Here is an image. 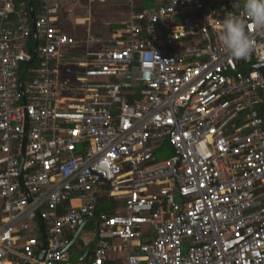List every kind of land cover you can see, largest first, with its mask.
Returning <instances> with one entry per match:
<instances>
[{"label":"built area","instance_id":"1","mask_svg":"<svg viewBox=\"0 0 264 264\" xmlns=\"http://www.w3.org/2000/svg\"><path fill=\"white\" fill-rule=\"evenodd\" d=\"M31 1L33 23L0 0V264H72L94 219L77 264H264V33L236 60L216 39L233 0H151L64 89L83 41Z\"/></svg>","mask_w":264,"mask_h":264},{"label":"crops","instance_id":"2","mask_svg":"<svg viewBox=\"0 0 264 264\" xmlns=\"http://www.w3.org/2000/svg\"><path fill=\"white\" fill-rule=\"evenodd\" d=\"M95 1L96 0H54L51 4L52 15L56 18L55 25L58 26L63 33L70 35L77 40L83 41L82 45H79L77 47H74V46L69 47V48L64 49L61 52V56L57 62L58 64H57V73H56L57 82L59 83L61 88L69 89L70 87L73 86V84L72 85L70 84V80H68L67 77L63 79V77L58 76V67H60L59 65H60V63H62V60L65 59L64 57L66 55H70V57H72V54L73 53L78 54L80 52V49H82V47L85 48V53H86V51L94 53V52L101 51L104 49L118 48L119 44L117 43V41H123L122 40L123 36H122L121 29H120V27H121L120 23L123 20V17L126 16V17H124V19H126V18H128V16L130 14L140 12V11L147 8L146 7L144 9H142V6H143L144 2H146V0H125L126 1L125 7L121 5V2H123L124 0H120V1L119 0H98L99 3L109 6L110 7L109 11H111V12H109L108 15L103 16V18L100 19L101 21L97 20L96 22H99L101 24L100 26H103V25L106 26V29H107L109 27V25L111 24V22L116 21V26L114 25L113 32H110V33L106 32L102 35L100 33H97V30H95V31L91 30L92 34L91 35L85 34L86 37H82L81 35H73L70 32L68 33V29H70L69 31H71L72 26L85 25L87 23V21H90L91 25L94 24L93 19L91 18V14H93V9H94L93 6H96L94 4ZM27 3H28L29 14H30V22L32 23L31 12H30V7H29V0H27ZM79 4L80 5H88L90 8V12L87 14L83 13L82 10L79 12V8H78ZM41 6H42L41 2H32V10H33V16L34 17L39 12V10L41 9ZM138 8H140V11L137 10ZM73 9L77 10L79 13L76 14L74 12L73 13L70 12ZM79 17L86 18L87 19L86 22L85 23H78L77 19ZM68 18H71V24L70 25H66V24L64 25L63 22L65 20L69 21ZM95 20H96V18H95ZM72 24H74V25H72ZM67 26L69 27L68 29H66ZM91 44H95L98 46L100 45V47L98 50L94 51V50H91V48H90L92 46ZM63 53H67V54L64 55ZM76 55H73V56H76ZM81 61H84V59ZM66 71L70 74L72 72H74V73H72V75H74L75 73L78 72L74 69H68V68L66 69ZM86 226H90V228L91 229L93 228V230H94L95 223L93 220H90L86 223L85 227ZM75 241L71 244V246L68 248V250L73 246ZM86 245H85L84 252L80 256L72 259L68 255L69 263L71 261H72L71 262L72 264L73 263L77 264V263L81 262V261H78V262H73V261H76V260L80 259L81 257H83L85 250H86Z\"/></svg>","mask_w":264,"mask_h":264},{"label":"clouds","instance_id":"3","mask_svg":"<svg viewBox=\"0 0 264 264\" xmlns=\"http://www.w3.org/2000/svg\"><path fill=\"white\" fill-rule=\"evenodd\" d=\"M232 7L234 11L226 12L218 21L216 39L232 58L247 59L253 47L248 29L255 27L264 33V0H233Z\"/></svg>","mask_w":264,"mask_h":264},{"label":"rangeland","instance_id":"4","mask_svg":"<svg viewBox=\"0 0 264 264\" xmlns=\"http://www.w3.org/2000/svg\"><path fill=\"white\" fill-rule=\"evenodd\" d=\"M120 1V0H119ZM96 6H93V14H91V18L93 19L94 24H90V21H87V23L85 25H77V26H72L71 31H69L70 29H68L69 27L67 26L66 29H68V33H72L73 35H81L82 37H86V35H91L92 32L91 30L95 31L97 30V33L100 34H104L106 32L110 33L113 32V27L114 25L116 26V21L111 22V24L109 25V27L106 29V26H100L101 24L98 21H101L100 19L103 18V16L108 15L110 10V7L105 5V4H101L99 3L98 0L95 1L94 3ZM116 5V4H115ZM121 5L125 7L126 5V1L124 0L123 2H121ZM79 8V12L82 10L83 13H89L90 12V8L88 5H78ZM70 12H74L76 14H78L79 12L77 10H71ZM111 14V13H110ZM81 16V15H80ZM126 17V16H124ZM123 17V19H124ZM96 18V20H95ZM69 21H64L63 24L65 25H70L71 24V18H68ZM86 18L83 17H79L77 19L78 23H85L86 22ZM63 21V20H62ZM96 22V23H95ZM75 24V23H74ZM72 24V25H74ZM91 26V27H90ZM91 28V29H90ZM97 35V34H96ZM89 37V36H88ZM92 46L90 47L91 50H98L100 45H95V44H91ZM64 55L67 53H63ZM77 53H73L72 57H70V55H66L64 58V60H62V63H60V67H58V76H61L64 78L67 77L68 80H70V84L74 85L75 84V76L79 75L82 73L83 69H84V65L83 62L81 61L84 59L85 56V48L82 47V49H80V52L76 55ZM76 55V56H73ZM74 69L76 71H78L77 73H75L74 75L68 73L66 71V69ZM169 153H165L164 157L168 156ZM94 236V230L93 228L91 229L90 226H86L84 227L80 233L77 236V240L75 241V243L73 244V246L68 250V255L74 259L78 256H80L85 249V245L87 244V242Z\"/></svg>","mask_w":264,"mask_h":264},{"label":"water","instance_id":"5","mask_svg":"<svg viewBox=\"0 0 264 264\" xmlns=\"http://www.w3.org/2000/svg\"><path fill=\"white\" fill-rule=\"evenodd\" d=\"M29 7H30L31 18H32V23H33L34 16H33L32 1H31V0H29ZM33 34H34V36H35V32H34V30H33ZM32 57H33V58L35 57V52H33V56H32ZM94 222H95V219H94ZM39 223H40V225H41L42 222L39 221ZM95 227H96V222H95ZM82 229H83V226H81V227L77 230V232H76V234H75V236H74V239L72 240L71 244L76 240L78 234L80 233V231H81ZM95 229H96V228H95ZM41 236H42L43 244H42V249H41L40 254H39V259H41L42 255H43V253H44L45 246H46L45 235H44V230H43V228H42V225H41ZM96 238H97V236L94 235V236L90 239V241L87 243V245H86V250H85V253H84L83 257H81L80 259H78V260H76V261H73V262L82 261V260H83V259L89 254L90 249H91V247H92L94 241L96 240ZM71 244L68 246V248L71 246ZM71 262H72V261H71Z\"/></svg>","mask_w":264,"mask_h":264},{"label":"trees","instance_id":"6","mask_svg":"<svg viewBox=\"0 0 264 264\" xmlns=\"http://www.w3.org/2000/svg\"><path fill=\"white\" fill-rule=\"evenodd\" d=\"M152 4V2H151V0H146V2H144V4H143V6H142V9H144V8H146V7H148V6H150ZM138 11H140V8H138L137 9ZM37 63H34V65H33V67L36 65ZM28 73H29V71L27 72V75H28ZM108 209V208H112V204H111V202L110 201H104V203H102V206H100L99 208H98V211L100 210V209ZM87 260V257H85L84 258V262ZM82 261V262H83Z\"/></svg>","mask_w":264,"mask_h":264}]
</instances>
